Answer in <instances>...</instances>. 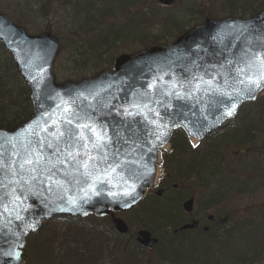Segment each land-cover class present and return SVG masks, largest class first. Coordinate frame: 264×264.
Wrapping results in <instances>:
<instances>
[{
  "label": "water",
  "instance_id": "water-1",
  "mask_svg": "<svg viewBox=\"0 0 264 264\" xmlns=\"http://www.w3.org/2000/svg\"><path fill=\"white\" fill-rule=\"evenodd\" d=\"M157 2L173 4V0ZM258 36H264V7L246 18H206L170 45L118 56L112 71L56 83L52 65L60 49L57 37L49 32L29 35L0 12V42L12 57L32 102V115L11 128L0 127V138L23 141L34 121L44 127L49 116L59 120L65 108H72L81 117H91L82 122L104 125L113 139L106 160L89 161L88 169L80 167L78 171L75 165L59 166L58 184L48 181L46 174L14 175L0 168V264H23L26 237L57 216L109 215L115 231L126 234L128 226L115 213L136 206L153 186L159 152L173 132L181 129L200 141L234 118L245 103L254 102L264 89L255 91L254 99L247 98L236 73L248 63L247 50L257 43ZM236 89L244 90L236 94ZM233 104L237 105L234 114L226 115ZM125 109L137 114L122 116ZM54 128L52 125L50 130ZM90 155L98 156L94 151ZM15 170L19 172L18 165ZM86 171L91 175L86 176ZM192 202V198L185 201L183 210L191 212ZM195 224L192 221L181 229ZM136 241L150 249L157 239L141 229Z\"/></svg>",
  "mask_w": 264,
  "mask_h": 264
},
{
  "label": "trees",
  "instance_id": "trees-1",
  "mask_svg": "<svg viewBox=\"0 0 264 264\" xmlns=\"http://www.w3.org/2000/svg\"><path fill=\"white\" fill-rule=\"evenodd\" d=\"M41 1L46 7L52 3V0ZM185 1L192 2V0ZM199 1L200 3L198 0H194L189 11L198 8L199 17H214L210 2ZM225 2L228 3L229 13L233 14L231 7L235 0H225ZM74 5L76 10L83 7L87 13L93 10L95 6H99L97 8H100L98 13L93 16L87 15L86 18L97 22V25H100L102 20H107L102 30L99 29L98 33L92 37L90 44L85 41L80 46L81 49L78 48L75 54L78 61L86 60L85 55H93L94 58H99L103 54H108L117 43H126L127 37L130 34L134 35L139 26L147 24L145 15L140 10H137L136 14L129 16V18L126 17L127 19L123 17L127 8L137 6V0H75ZM247 7L251 8L252 6ZM45 9L41 8L40 13L44 15ZM251 10L250 13L253 14L258 9L251 8ZM9 14L12 15L13 11ZM118 17H122L123 21H120ZM15 22L17 25L26 24V20L22 17L16 18ZM173 23L175 28L179 27L175 21ZM49 30L50 28L47 27L46 31L50 32ZM153 39H157V37ZM146 40H148V45L158 44L156 40H150L148 37ZM142 43L144 42L142 41ZM31 112L32 104L29 91L16 72L11 57L0 44V127L11 128L29 118ZM229 125L230 121L226 122L222 128ZM254 127L257 128L256 125ZM229 135H233L229 142L237 145L251 142L248 126H244L243 131L234 129L230 131ZM215 145L216 143L212 144L211 147ZM169 146L171 150L168 152L163 150L161 154L160 165L163 172L161 183L181 186L190 192L191 195L188 197L195 196L197 202L201 188L205 191L209 189L210 183L207 185L204 178L209 177V181L211 178V183L215 180L216 167L220 165V161H217L215 166L212 162L218 155H215L214 148L211 147L208 149L192 147L189 139L180 130L173 132ZM261 151L264 157V152ZM245 176L243 173V180L234 182L241 189L247 187ZM201 177L203 179H200ZM199 181L203 182L200 183ZM196 190H198V194ZM174 191L179 190H172V192ZM218 192L219 189L211 197V202L205 206V208H215L212 219H206L204 223L201 221L202 224L196 228L177 234L173 233V230L183 224L181 215L178 214L179 205H181L179 200L183 196L182 192L170 193L161 198L151 197V200L146 197L140 202H146L144 203L146 204L144 216L147 220V226L143 227H149L153 231L156 223L167 234L168 230L172 231L162 243L167 244V247L163 249L162 253L161 251L158 252L155 259L156 264H160L163 260L170 263L187 264H254L257 257L260 258L264 255V227L262 226L264 219L258 218L254 213H249L251 216L249 219L238 220L236 213L227 212L225 207L214 205L213 201H219ZM192 214L193 212L189 216L194 218ZM89 219H93V221H88L86 224L85 222L82 223L80 219H69L68 226L63 228V238L57 248L54 246L50 235H45L47 237L44 241L38 242L42 240L39 238L41 229L30 235L31 243L29 242L30 245L27 246L30 249V254L27 252V256L32 260L29 264H97L100 256H110L108 251L120 252L119 260L115 264L150 263L149 260L146 261L147 263L143 262V253H151L157 247L158 242L152 250L148 251L135 242V233L132 234L129 231L125 236L117 234L109 217L99 218L90 215L84 220ZM253 224H255L254 228L251 227ZM44 225L46 226L44 223L42 227ZM192 232H195V235L189 236ZM66 239L68 244L64 243ZM112 244L115 248L110 247ZM79 248L85 250V253L76 252ZM211 248L217 249L209 252Z\"/></svg>",
  "mask_w": 264,
  "mask_h": 264
},
{
  "label": "rangeland",
  "instance_id": "rangeland-1",
  "mask_svg": "<svg viewBox=\"0 0 264 264\" xmlns=\"http://www.w3.org/2000/svg\"><path fill=\"white\" fill-rule=\"evenodd\" d=\"M194 0H192L193 2ZM210 2L211 11L215 17L235 16L246 17L249 16L252 9H260L264 6V0H235L234 5L231 7L233 14L229 13L228 3L225 0H206ZM75 0H52L50 6L46 7L41 0H0V12L6 15V17L13 23H16V18H23L26 20V24H18L26 30L28 34L36 35L50 28V33L56 36L60 42L61 50L57 55L53 67L52 73L56 82H64L66 80L75 81L81 77H87L94 75L102 69L111 70L114 60L121 54L133 53L139 49H143L148 45L146 37L150 40H156V43L166 45L171 43L179 34L188 30L191 27L201 23L204 18L198 16L197 9L189 11V7L192 6V2L185 0H176L170 7L160 6L157 0H137L136 7H130L126 9L124 19L136 14L137 10H140L145 15L147 24L141 25L135 31L134 35L127 37L126 43H117L108 54H103L99 58H94L93 55H85L86 60L78 61L75 54L78 48L87 42L91 43L92 37L98 33V30L104 27L107 20L101 21V24L97 25V22L86 18L87 15L93 16L99 12L97 9L99 6H95L93 10L87 13L83 7L76 10L74 5ZM198 3L200 1L198 0ZM251 5L252 7H247ZM247 9H244V8ZM41 8H46L45 14H41ZM13 11V14H9ZM127 17V18H126ZM120 21H123L122 17ZM179 25L178 28L174 27V23ZM17 24V23H16ZM133 33V32H132ZM157 37V39H153ZM142 41L145 43H142ZM81 49V48H80ZM91 53V52H90ZM92 56V58H91ZM81 62V63H79ZM256 125L257 128L254 127ZM244 126L250 128L251 142L244 145H237L233 142H229L233 135H229L230 131L234 129L244 130ZM242 134V133H241ZM240 134V135H241ZM192 147H201L208 149L212 144L216 143L213 151L218 157L213 159L212 164L215 166L217 161H220V165L216 167V176L213 183L211 178H204V182H207L209 189L205 191L201 188L200 194L196 190L199 198L193 207V217L200 218L204 223L207 216L212 215L215 208H205L210 202L211 197L219 189L218 200L213 201L217 207H225L227 212L236 213L237 219L245 221L251 216L249 213H254L258 218L264 219V91L258 97L254 103L243 106L238 116L230 121V125L221 128L216 134H211L203 141L197 143V141H190ZM171 150L170 146H167L164 151ZM244 152V153H243ZM243 153L242 155H239ZM161 164V159H160ZM246 176L247 187L241 189V187L234 183L238 180H243L242 174ZM241 175V176H240ZM163 172H158L156 185L162 180ZM200 179H203L201 177ZM202 183L203 181H199ZM171 186V185H169ZM182 192L183 199L186 196L191 195L189 191H186L181 186L177 185ZM172 188V187H171ZM169 188L165 195L172 192ZM194 195V194H193ZM162 196H160L161 198ZM149 200H151L149 198ZM141 202V201H140ZM139 202V203H140ZM138 203V204H139ZM146 202L137 204L132 210L119 213V216L124 222L129 225L130 231L134 234L138 228H145L150 230L147 226V220H145ZM179 216L181 221H187L188 216L185 215L181 205H179ZM68 218H54L46 222V226L41 228L38 242L44 241L45 235H50L54 246L57 248L60 244V240L63 238V228L69 224ZM91 222L93 219L81 220L82 223ZM150 224V223H149ZM154 229L150 230L153 236L158 239V244L155 249L149 252L143 253V262L149 260V262L156 264L155 259L158 256L159 251L167 247V244H162L164 239L172 232L168 230V234L162 231V227L156 223ZM255 224L251 225L254 228ZM264 227V224H262ZM195 232H192L189 236H194ZM30 237L26 239L25 247L23 249L24 264H29L32 259H29L27 252L30 254V249L27 246L30 245ZM29 243V244H28ZM67 243V239L64 242ZM113 243V242H111ZM161 249V246H163ZM115 248L114 245L110 246ZM76 252L84 254L85 250L77 249ZM96 252V250H95ZM110 256H100L97 264H115L119 260V251H108ZM91 258V257H89ZM147 263V262H146ZM168 261L163 260L160 264H166ZM254 263V262H253ZM144 264V263H141ZM159 264V263H158ZM254 264H264V255L257 257Z\"/></svg>",
  "mask_w": 264,
  "mask_h": 264
},
{
  "label": "snow or ice",
  "instance_id": "snow-or-ice-1",
  "mask_svg": "<svg viewBox=\"0 0 264 264\" xmlns=\"http://www.w3.org/2000/svg\"><path fill=\"white\" fill-rule=\"evenodd\" d=\"M257 43L253 44L247 52L250 56L248 63L236 69L237 76L240 77L238 83L246 89L247 98L254 99L253 93L264 87V36L256 38ZM258 49L259 51H253ZM256 69V71H253ZM244 89L234 90L240 94ZM231 95L230 93H225ZM133 107L139 109L138 105ZM237 105L226 113L231 116L234 114ZM122 116L134 117L137 113L125 109ZM157 115H159L157 113ZM91 120L90 116L81 117L72 108H65L59 120H52L49 116L44 120V127L40 126V121H34L25 132L23 141L13 138H0V168L12 171L14 175L20 173L46 174V179L51 183H59L55 179L59 166L75 165L78 171L80 167L88 169L89 161L96 159H107L106 149L113 143L112 136L105 131L104 125L93 126L92 123L82 122ZM54 130H50L52 125ZM154 123V121H151ZM159 127V125L157 126ZM44 133L46 135H41ZM167 135V133H165ZM157 139L161 137L157 134ZM63 146V147H62ZM90 151L98 154L97 157L90 155ZM86 158V159H85ZM18 165L19 172L15 170ZM90 176V172H85ZM33 180L36 176L31 177ZM43 183V181H41ZM17 256L19 254L17 253Z\"/></svg>",
  "mask_w": 264,
  "mask_h": 264
},
{
  "label": "flooded vegetation",
  "instance_id": "flooded-vegetation-1",
  "mask_svg": "<svg viewBox=\"0 0 264 264\" xmlns=\"http://www.w3.org/2000/svg\"><path fill=\"white\" fill-rule=\"evenodd\" d=\"M172 187V188H171ZM169 188H171V190H173L174 188L176 189H178V186L177 185H175V184H172L171 186H169V185H167V184H163V185H159V186H157V187H154V188H152L151 190H149V192H148V196L149 197H157V198H160V196H162L163 197V195H164V193H166V191L169 189ZM189 197L188 196H186L184 199H183V197H181V199L179 200L181 203L183 202V201H185L186 199H188ZM194 199V198H193ZM199 224H202V222H200L199 221ZM176 233H178V232H176ZM175 233V234H176ZM148 264H153V263H148ZM167 264V263H166Z\"/></svg>",
  "mask_w": 264,
  "mask_h": 264
},
{
  "label": "bare ground",
  "instance_id": "bare-ground-1",
  "mask_svg": "<svg viewBox=\"0 0 264 264\" xmlns=\"http://www.w3.org/2000/svg\"><path fill=\"white\" fill-rule=\"evenodd\" d=\"M33 234V232H30L29 233V236L30 235H32ZM162 249V248H161ZM217 248H211V250L209 251V252H212V251H215ZM163 250V249H162ZM163 251H161V253H162ZM208 255H211L210 253H208ZM167 264H187V263H170V262H168Z\"/></svg>",
  "mask_w": 264,
  "mask_h": 264
}]
</instances>
